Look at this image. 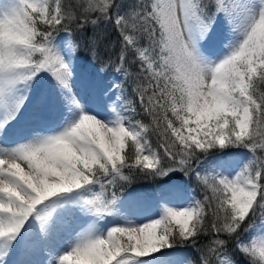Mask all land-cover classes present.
<instances>
[{
	"label": "snow or ice",
	"instance_id": "6c2138e0",
	"mask_svg": "<svg viewBox=\"0 0 264 264\" xmlns=\"http://www.w3.org/2000/svg\"><path fill=\"white\" fill-rule=\"evenodd\" d=\"M102 25L117 61L82 80ZM177 174L203 198L148 222L118 195ZM0 264H264V0H0Z\"/></svg>",
	"mask_w": 264,
	"mask_h": 264
},
{
	"label": "trees",
	"instance_id": "16d2710c",
	"mask_svg": "<svg viewBox=\"0 0 264 264\" xmlns=\"http://www.w3.org/2000/svg\"><path fill=\"white\" fill-rule=\"evenodd\" d=\"M96 35L99 39V56L94 57L93 53L90 51L88 46V40L91 36H93V31L91 28L87 29L84 33H77L76 40L79 42V51L77 53V69L83 74L85 80H89L93 77L97 76L99 72V68L101 64L111 58L114 62L117 61V56L120 52V38L118 33L115 31L113 27L110 25L105 28L103 25L97 29ZM131 56V54H129ZM132 71H137V66H131ZM46 75V74H41ZM99 76L103 77L105 82H111V80L116 76L111 68L106 73H99ZM48 80H41L39 82L38 87L47 88L50 86ZM128 91L127 95L132 97L131 87L126 85ZM153 143L155 144V138H153ZM245 153L244 149H229L227 153ZM219 154V153H215ZM214 155V154H213ZM176 179L180 182L182 188L185 191H188L191 195L196 198H203V190L200 185H198L195 179H185L182 178L179 174L171 177V178H162V179H152V178H141L136 177L133 179L132 183L125 185L122 189L118 191V195H126V194H134V195H145L148 198H153L155 193L158 191L160 187H162L168 180ZM246 234V233H245ZM245 234H243L242 238H245ZM206 238H201L200 243H205ZM229 251H232V244H229ZM178 252L182 258L191 257L192 259H196L198 256V252L196 249L188 247V248H178L175 250ZM237 259H241L240 257H236Z\"/></svg>",
	"mask_w": 264,
	"mask_h": 264
},
{
	"label": "rangeland",
	"instance_id": "374dc122",
	"mask_svg": "<svg viewBox=\"0 0 264 264\" xmlns=\"http://www.w3.org/2000/svg\"><path fill=\"white\" fill-rule=\"evenodd\" d=\"M77 72L78 74L80 75L81 79L84 80V77L83 75L80 73V71L77 69ZM38 90H41L38 88ZM74 91H77V92H81V94H83V87L80 83H78L75 87H74ZM27 127V123L25 124ZM25 128V127H24ZM218 156V155H216ZM215 157V156H214ZM214 157H211V158H214ZM245 157V153H227V156H225L224 158L225 159H228L230 161L233 162V165L234 166H238V163L237 162H240L244 159ZM210 158V159H211ZM182 194V193H181ZM160 195V194H159ZM161 195L158 197V199H161ZM181 196L179 195L178 198H180ZM169 198H171L169 196ZM185 196L182 198V201L180 203L179 206H175V205H170V206H174V207H182L184 205V202H186L185 200ZM125 201H129V200H139L140 203L136 204L132 209L131 211H134L136 214H137V217H139V219L137 220V222H148L151 220V218L148 217V214H146L144 211H147L149 208L148 206L152 204L151 201H148V200H145L143 199L142 197H136V196H125L123 198ZM159 202V201H158ZM160 204V202H159ZM142 207H145L144 208V211H140L139 212V209L142 208ZM142 215H144V218L142 217ZM158 215H156L155 217H153L152 219L154 218H157ZM249 238V234H245V238L244 239H248ZM62 239H66V237H62ZM15 256V252L13 253L12 257ZM19 257H15L13 259V261L17 260ZM28 259L34 261V262H46L47 259H48V255H47V252L45 251V247L43 245L41 246H37L35 247L29 254L28 256Z\"/></svg>",
	"mask_w": 264,
	"mask_h": 264
},
{
	"label": "bare ground",
	"instance_id": "6f19581e",
	"mask_svg": "<svg viewBox=\"0 0 264 264\" xmlns=\"http://www.w3.org/2000/svg\"><path fill=\"white\" fill-rule=\"evenodd\" d=\"M184 202V201H183Z\"/></svg>",
	"mask_w": 264,
	"mask_h": 264
}]
</instances>
